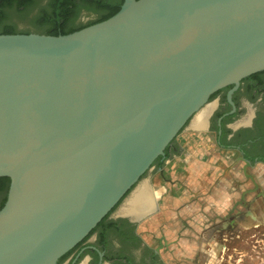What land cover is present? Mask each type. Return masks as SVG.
Returning <instances> with one entry per match:
<instances>
[{"label": "water", "instance_id": "water-1", "mask_svg": "<svg viewBox=\"0 0 264 264\" xmlns=\"http://www.w3.org/2000/svg\"><path fill=\"white\" fill-rule=\"evenodd\" d=\"M262 70L264 0H124L71 33H0V264H57Z\"/></svg>", "mask_w": 264, "mask_h": 264}, {"label": "flooded vegetation", "instance_id": "flooded-vegetation-1", "mask_svg": "<svg viewBox=\"0 0 264 264\" xmlns=\"http://www.w3.org/2000/svg\"><path fill=\"white\" fill-rule=\"evenodd\" d=\"M209 105L194 117L197 121L202 112H209L201 126L193 127V132L201 136L198 139L210 138L219 156L228 158L236 153V159H240L251 168H257L249 175L242 176L229 172L224 175V180L229 178L230 181L228 185L225 184L230 188H227V191L229 190L231 195L241 192L236 205L228 210L227 228L237 230L251 228L259 231L264 228V70L243 78L238 86L232 84L220 89L212 95ZM190 122L179 134L185 129L187 131L190 129ZM183 151V147L175 138L166 148L165 154L156 159L143 178L150 172L154 178L173 154ZM10 185L9 177H0V208L7 199ZM149 187L152 193L151 184ZM201 195L200 203L204 206L206 203L203 198L208 197V194ZM152 199L153 203L145 207L146 213L153 204L157 206L153 193ZM122 205L120 207L118 205L107 214L84 239L63 255L57 264H173L162 256L163 244L155 246L148 243L138 231L139 224L145 217L138 220L137 215L120 214ZM188 217L187 221L191 225L198 223L192 213ZM204 224L208 225L206 221ZM205 225V228L215 229V226ZM197 240L201 243L200 238ZM209 240L211 243L206 242V245H209L207 250L203 253L197 252L195 257L197 260L201 254L207 256L204 264H209L211 251L216 246L223 245L211 238ZM227 248L228 246L224 245V249L219 250L218 257L222 252H226Z\"/></svg>", "mask_w": 264, "mask_h": 264}, {"label": "crops", "instance_id": "crops-1", "mask_svg": "<svg viewBox=\"0 0 264 264\" xmlns=\"http://www.w3.org/2000/svg\"><path fill=\"white\" fill-rule=\"evenodd\" d=\"M193 131V128H188V131L178 137V143L183 147L184 151L173 154L167 160L162 170L155 174L154 178L151 177V179H148L150 180L149 182H144L137 188V191L141 192V189L145 187L142 191L148 193L149 198L147 197L148 200L146 199L145 203L149 205L152 203V196L148 188L151 184L153 188L152 193L157 202V209L145 216V219L149 218V221L145 225H150L148 230L151 231V233H148L146 241L152 245H154L153 239L156 237L154 229L159 228V231L163 235H167L169 239L176 229L204 228V222L207 221V218L211 219L217 213L231 209L236 205V201L240 199L241 192L231 195L230 191H227L226 186L213 183L217 181L218 173L215 171L217 163L215 162L219 160L215 155L217 154L214 150L215 146L210 141V138L200 140L198 138H201V136H198ZM235 176L228 175V177ZM211 189L212 195L208 194V197L203 198L205 199L204 203H208L209 205L205 204L206 206H202L200 203L201 194L206 193L208 190L210 192ZM144 196H141L139 202H141ZM146 205L144 206L146 207ZM191 213L195 216L196 221H198L194 225H191L187 221ZM233 213L235 212L233 211ZM140 229L141 226L138 231ZM199 238L200 241L204 240L202 236H199ZM211 258L210 260L216 258L214 253L211 255Z\"/></svg>", "mask_w": 264, "mask_h": 264}, {"label": "rangeland", "instance_id": "rangeland-1", "mask_svg": "<svg viewBox=\"0 0 264 264\" xmlns=\"http://www.w3.org/2000/svg\"><path fill=\"white\" fill-rule=\"evenodd\" d=\"M91 15L93 14L84 13L81 17V20H88ZM19 22V28L23 29L29 27L28 22ZM185 131L187 130L185 129L182 134L185 133ZM182 134H179L176 139L178 140V137H180ZM214 150L217 153L215 155L219 158V160L215 162L217 163V168L215 167V171L218 173V176L217 181H214L213 183L216 185H228L230 183V181L224 180V175L228 174V172L236 173L238 175H249L254 173V170L257 169L251 168L249 165H245L240 161V159H236V153H233L232 157L230 156L227 158L225 156H219L218 150L216 148ZM151 177L152 173L150 172L145 176V178L141 180V182L151 179ZM208 191L206 192L207 194L212 193V189L210 192ZM120 205H122V203ZM119 207L117 210H119ZM206 220L208 223L206 226H215V229L205 227L201 229H176L172 237L169 239L167 238V235H163V233L159 231V228L154 229L156 232V237L153 239L154 245L159 246L163 244L164 248L161 251V254L164 259L172 262L173 264H193L194 261L195 264H204V260L208 259L207 256L201 254L197 260H195V257L197 252L201 251L200 253H203L207 250L209 245H206V242L211 243L209 240V238H211L217 241V243H221L223 245H218L214 250L211 251V255L214 253L216 258L214 260H209V264L210 262L211 264H264V228L260 229L259 231L251 228L242 230L227 228L226 224H228V209L225 212L217 213L213 218H207ZM147 221H149V218H144L139 224V228L141 226L139 231L146 240L148 239V233H151V231L148 230L150 225H145ZM199 236H202L206 239L202 240L200 243L197 240L199 239ZM224 245L228 246L227 251L222 252L220 254L221 256L218 257V252L220 249H224ZM196 261H198V263H196Z\"/></svg>", "mask_w": 264, "mask_h": 264}, {"label": "trees", "instance_id": "trees-1", "mask_svg": "<svg viewBox=\"0 0 264 264\" xmlns=\"http://www.w3.org/2000/svg\"><path fill=\"white\" fill-rule=\"evenodd\" d=\"M123 2L124 0H0V33H71L109 18L121 8ZM84 13L93 15L88 20H81ZM19 21L28 22L29 27L19 28Z\"/></svg>", "mask_w": 264, "mask_h": 264}, {"label": "bare ground", "instance_id": "bare-ground-1", "mask_svg": "<svg viewBox=\"0 0 264 264\" xmlns=\"http://www.w3.org/2000/svg\"><path fill=\"white\" fill-rule=\"evenodd\" d=\"M205 110V109H204ZM209 114V112H202V114H200L197 118V121L194 119L193 122V126H201V124L204 123V120L206 118V116ZM138 188V186H137ZM145 187H143L142 189H144ZM149 191H150V187L148 186ZM141 192L137 191V189H135V191L133 192V194H131L123 203L122 207L119 210L120 214H131V215H137V216H143L146 214V209L145 206L146 205V199L148 200L149 196L148 193H145V191ZM150 194L152 196V193L150 191ZM146 195V196H144ZM141 196H144V198H142L141 202ZM148 197V198H147ZM139 214V215H138Z\"/></svg>", "mask_w": 264, "mask_h": 264}]
</instances>
